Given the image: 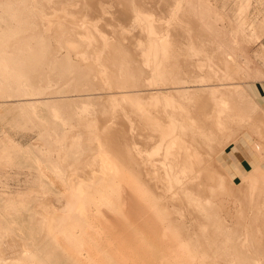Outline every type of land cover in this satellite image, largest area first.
Instances as JSON below:
<instances>
[{
    "label": "rangeland",
    "instance_id": "rangeland-1",
    "mask_svg": "<svg viewBox=\"0 0 264 264\" xmlns=\"http://www.w3.org/2000/svg\"><path fill=\"white\" fill-rule=\"evenodd\" d=\"M3 1H1V4H0V41L2 39L3 40L5 39V40L3 44L0 42L1 43L0 48L4 47L5 50L4 48L3 50L6 53H4L3 50L0 51V73L3 70L1 67L4 66L3 68L6 69L7 73L5 70H4L5 72L4 71L2 72L8 76L6 77L3 73L0 74V78L3 77L2 78L3 80L2 79L0 80L1 82L0 83V93L2 92L4 94V95L2 93L0 94V199L3 202L2 203L3 207L0 212H2L3 215L5 216L10 217L9 216L10 214H8L9 212L7 213V211L9 210V208H12L11 209L12 211L10 210L9 211L11 214L13 213L12 215L14 216L20 215L21 213H23V216L27 217L26 219L28 222L30 221L31 217H35L36 219L42 222L41 218L43 216H40V214L42 215L44 213L42 211H45L46 206H47V209H48V206L53 207V205L55 206L56 209H60L62 208L60 205L64 204L63 205L64 207L65 203L67 204V201L65 200L66 197H67V200L69 199L67 196L68 195L67 192L69 191V190L67 191L68 179L73 177L72 175L76 174V176H78L79 174L83 178V180L89 181L92 176L91 171L93 170V168L95 169V167L97 166V163H95L96 166L94 167L95 165L94 162L97 160L96 158H98L97 161H99V155L97 153L94 154L92 152L96 151L94 149L98 142L96 140H100V138L97 137L95 134L97 135L99 134L98 136H100L99 131L100 129L103 130L102 127H105V126L110 127L111 126L110 124H112L111 127H113V125L114 126L117 125L114 128L110 127V130L111 129L116 130V139L115 141L112 140V143L113 144L116 143V140L122 136H125V137H122L121 139H119V141H117L116 143L117 146H115L116 144L113 145L115 148L114 147H112L113 149L111 148L113 152H110L107 155V159L110 161H113L114 163L119 164L125 169L127 176H130L133 184L135 185L133 186V188L135 189V192L137 194L142 195V197H144L145 201L147 202L148 206L151 205V207L154 208L155 212H157L158 217L162 221L163 228L165 229L167 234L176 239L177 245L178 244L181 245L183 249V254H184V257H183L184 264H235V263L240 264L238 262H242L241 261L242 259H239L241 258L240 256L241 254H238L234 257L226 253L228 251H231L229 250L230 248L227 249V247L230 246V243L233 241L231 244L234 245L235 242L237 244L238 243L237 241L239 240L240 241L247 240L248 244H251V246L255 247L254 240L257 234L261 235V236L257 235L259 237V238L257 237L258 238L257 240H264L263 239L264 238V197L262 196L264 191L261 189V187L264 188V171L260 166L262 161L264 160V144H263L264 143L263 141L264 132H261L262 138L257 137V139H256L257 135L255 133L257 132L255 131L256 129L259 130L260 129L259 127L263 126L261 123H264V116L262 113H260L256 109L254 102L248 96V94L245 92V89H244V84H246L248 80H250L251 78L255 77V75L258 74L259 66H260L259 63L264 61V49H263L264 45H262L263 44L262 41L264 42V0H180L181 2L180 6L175 11V13L174 12L172 13L163 12L162 14L164 15V17H162L163 15H160L161 12L160 13L158 12L159 14H157L155 13V10H154L153 11L155 13L154 14L152 11L151 13L150 10L147 12L145 11L147 9H143V11L147 13L150 12L152 14L153 22H155L156 24L157 22L166 23L165 27L162 26L163 24L162 25L157 24V27L153 30V34L150 35V37L152 38V41L156 40V42H159L158 37L164 36L166 33L168 34V36L165 35L163 37L164 39L165 38L167 39L168 37V39H171L170 43H173L174 41H177V42H174L176 44V47L174 46L175 45L174 43L172 44V46L174 47L171 46V49H174V50H171L172 53L169 58L165 57L162 59V58H159L160 55H157V54H156L157 56L155 55L154 57H152L154 55L153 53V55L151 56L149 55L150 58H148L150 62L153 63V65L151 64L150 66V65L143 64L145 65L144 67L148 66L149 68L146 67L147 69H145L144 67H142V69L144 68L145 70L148 71V69H151L150 67L153 68L154 66H156V64H158L159 61H160V64L161 63L163 64L166 61L165 64L163 65L161 64L158 67H156L157 69H160V66L162 67L164 65L166 66V67L164 66L165 68L163 67V69L160 70L161 79L162 77L167 78V76L169 75L168 72L166 71L168 65L169 66L171 65V67L175 66V68H178V69L182 68V70L180 69L182 71V74L185 73L184 70L186 69L193 68L197 70L199 68L198 69L199 71L194 70L195 73L193 71V75H196V72L202 73V71H200L201 67H204L203 69L206 68V65H207L206 60H208L207 56L208 54H210L209 56L210 63L220 65V67L224 69V70H221L222 68L219 69L220 74L218 75L220 76V79H223L219 81L220 82L223 81L225 82V84L227 83L228 87H232L229 89H232L233 93L225 92L224 94L225 95L224 97L226 99L231 98V99H228V101H230L231 103L230 107H232V103H234L233 105L236 107V109L234 108V106H233V109H235V111H237L238 109L244 112L248 109L246 111L247 115L251 114V116H253L254 114L256 117L257 116L259 117L258 119H256L257 121L255 120L256 118L255 116H254L255 118L252 117L255 120L254 122L250 116L251 119L250 118L248 119L252 120L253 123H251V121L246 122L245 120L247 129L249 127H252V129L249 128V130H246V125L244 124V118L247 116V115L245 116L246 113H243L244 115L243 119H241L240 121H237V122H240L238 124L236 120H234V123L229 122V121H232L230 119L228 120V122L232 123L233 125L229 127L230 124L228 123L229 124L228 125L226 121V123L222 126L224 127V129L227 126L229 128L227 127L225 130L220 127L221 124L216 125L218 126L219 129L221 128V132L216 127L215 129L216 133H214V137L212 134H210L211 136L210 138L207 137L208 143L207 145H205L204 147L205 149H203L204 151L202 152V150H198L195 153L198 155V157L202 158V156H204L205 158V159L202 158L205 163V165L203 163L205 168H202L201 170H199L200 173L208 172V174H210V177L208 178V174H207L206 175L207 179H204L205 177H202L195 171L194 173L198 174L199 177L197 176L198 178L195 177L193 178V180H191L193 181V185H192V182L190 181L188 183L182 182L185 184V186L184 184L180 183L184 187H181L182 185L179 184L180 185L179 186L178 183L173 182L175 181V179L173 178H175L176 176L173 177L171 180L169 179L170 177L168 175L165 174L166 176H164L162 167H159L157 165L161 164V161L163 160L162 157H164L165 154H170L169 152L165 151L166 141L169 140L170 138V136L166 135V131H165L166 125L176 124L177 127H179L180 125L185 126L187 123L190 122V118L192 115L190 113L185 112L182 104L184 102H189L192 99V97H189L188 95L185 96L184 94H186V92H179L177 95L173 96L172 98H168L165 100H161L163 98L159 97L160 104L159 102H157L156 107L155 106L153 107V105L150 104L149 100L147 99L148 93L150 92L153 93V90L151 91L149 90L153 86L149 87L148 89L147 84L151 83L150 85H152V82H151L152 80H150L149 78L150 77L149 73H151V71L154 72V70L156 69L154 67L155 69L154 68L153 70L151 69L149 73H144L145 75L142 74L141 77H140L141 74L137 76L136 74L132 73L133 75H136L135 79L132 76V79L134 80L133 84L135 82L134 86H136V82H138L139 80L138 77L142 79V77L144 76H146L147 79L149 78L148 81L146 82L145 77H144L143 79L145 80L146 84L145 83L142 84L141 82L144 80L140 79L138 82V85L141 83L142 86L144 84L146 86L144 85L143 87H138V89L136 86V88L134 87L133 89H131L134 91V93L137 96L130 95L129 96L130 98H125L123 100L120 99L119 100L120 103L119 102L118 104L116 103L117 106L115 105V103L113 104L111 102H109L110 104L109 103L107 104V102L109 101L108 99H106L107 100L106 102L102 100L103 98H100V97L98 98L97 95L99 96L100 92L104 91V89L98 88L100 90L99 91L95 87V85L92 86L93 88H90L91 86L85 87L86 89L96 88L94 92L93 90H91V92L93 94L97 93V95L96 94L92 95L91 99H88V100H86L85 98L80 99V98H75L74 96H70V97H67V100L69 99V101H66V99H64L60 101V103L58 102L59 104L58 103L56 104L54 102V101H57L56 99L50 101V103L47 102L49 100H46V99H38V101H40L38 103H36L37 99L35 100L36 102L32 101L33 100L32 98H27V97H30L28 94H22L21 90L18 91L19 83H21L23 80H27V77H28L27 75L30 73L25 74L26 76L25 78L24 72H22L23 73L22 74L19 72L20 70L18 71V69H16L18 68L21 62H24L20 60H24V59L21 54H20L21 56H19L20 60H18V56L16 57L12 56L14 54L11 53V49L13 50L14 47L8 44V42H10L8 40L13 38L12 34H14V31L16 32L17 30L15 29L16 27L19 28L20 26H22L23 28V26L25 27V25H27L23 29H21V27L20 29H18V31L19 30L23 31L22 35L21 33L20 34L16 33L17 35L19 34L21 36L25 34L26 28H28V25L30 26V24H27L28 21H30L28 19L29 17L27 18L26 16L28 12L26 14H25L26 12L25 10H23L24 13L22 12L23 19H25L24 18L25 16H26V20L28 19L27 23L23 25L24 21L19 18V17H22L20 16L22 13H19L20 11H22L21 7L20 8L18 7L14 10H9L8 8L4 6L5 1H8V0H3ZM16 1L18 2L19 0H16ZM69 1L73 5L72 4H70L72 6L69 5L70 9L67 11L68 16L71 12H73L71 13L72 16L75 15L74 11L78 12L79 14L80 13L79 10L82 9L81 6H84L85 9L88 8L87 10L91 9L94 15L91 14V12L86 11L85 9H83L84 11L81 10V13H80L81 15L85 12L84 13L85 16L81 15L82 16L81 17L80 15H77V13L76 15L80 16L81 19L84 21L87 20V19H84V17L88 18L87 21H90L88 25L91 24V22H93V19H97V21H94L95 23L97 22V24L93 22L94 24L92 23L91 29H93V31L95 28H97V30L99 29L98 30L99 32L97 30L96 32H98L100 36L102 35L101 37L109 38L110 40H112V42H116V43L121 35L124 39L123 41L128 40V38L129 40L132 38L131 40L134 41L133 39L134 37L136 39V36L134 34L135 33L134 29H132L130 25L126 24L130 28L129 29L122 21L118 20V18L120 17L118 18L115 17L116 13H117V16L119 13H122V9L125 10L127 8H131L132 4H129L128 2L131 1L130 3H132V0H125L124 2L122 0H118L123 3H120L117 0L116 1L115 0H99L98 2L100 3L101 1V5L104 3V1L105 2L107 1V4L108 2H110V4L114 2V4L116 5L118 4L119 9L118 8L115 9L116 5L114 7V4L113 6L111 5L112 7H109L105 3L104 4L107 5L108 8L105 5L103 6L104 8L106 7L105 9L103 7L101 8V5H97L98 0L97 1L96 0H87V1L86 0H69ZM137 1L138 0H136V2ZM24 2L25 1L22 0L20 3L24 4ZM94 2H96V4ZM125 2L129 4V7H127V5L125 4L126 7L124 8ZM134 2L135 0H133V3ZM119 3L123 5L121 10H120L121 5ZM74 4L75 5L77 4L76 7ZM107 9L111 10L110 12L111 18H109ZM17 10L19 12H16ZM117 10H120V11L116 12ZM14 12L16 16L20 14L19 17L18 18L16 17V18L19 21L20 20L23 21L22 22L23 24L20 22V25L19 24L17 25L16 23L14 25V21H13V18H15L13 17L15 16L13 15ZM167 13L168 14L170 13V16L168 17L169 20L165 18ZM95 14L98 15L100 19L96 18ZM171 14L175 17V19L172 18ZM76 15L73 16V18L71 17L72 19L70 18L71 15L69 16L70 20L73 21L74 25L78 23L86 24L87 21L80 22V17H77ZM94 16L95 18H92L91 20L90 17H94ZM102 16H104V19L107 20V24L106 22L104 24L105 20L103 21ZM163 19H166L168 22L167 21L164 22L165 20ZM8 20H10L9 21L10 24L8 23ZM18 20H17V23L19 22ZM74 20L76 21L75 23H74ZM100 20H101V23H99ZM117 21H119L118 22L119 25L116 24ZM193 21L194 23L192 25ZM3 24L5 27L3 26ZM168 24H171V25H168ZM94 25H95V28H93ZM90 26H87V24L85 26L87 27V30L89 32L92 31L89 29ZM31 28H34V26L32 25ZM31 28L27 29L28 32L26 31L30 37H32L33 34L35 33V32L34 33L32 32L33 29L31 30ZM200 29L201 31H199ZM222 29L226 30V34L224 36H223L224 34L223 31L225 30H222ZM29 30H31L32 33L31 32L30 33L32 34V36L30 35ZM127 31H129L128 34L126 33L127 37L123 36L124 33L122 32H127ZM92 32H90V34H92V38L94 39L90 43H80L81 53H83L86 59L89 60L88 62L92 61V63H94L95 61L96 63L94 64V66L96 64L100 66L99 61H101V57H102L101 54H111L112 57L110 59L113 58L114 62L117 65H115L114 67L109 65V67L113 68L111 70L112 73H116L118 75L120 74L121 77L125 76V74L122 73L124 70L125 71L130 70V69L132 70V68L130 67L135 68V67H138L140 64L142 66L143 62H141V59L143 58L142 57L140 58V56L137 58L138 60H140L139 62L141 63L139 64L137 63L138 65L136 64L137 66H135V63L137 62V60L136 61L134 60L135 63H133L134 61L132 62L133 59L130 58V55H129V58H126V56L124 57L113 56L114 52L106 53L105 51L106 48L102 47L100 41L99 43H97L99 39H96V35L98 34H95L96 32H94L93 34ZM27 33H26V37L28 38L29 36L27 35ZM129 33L131 35L133 34V37L129 35ZM233 34L237 35V38H235L236 36ZM197 35H199L200 37ZM21 36H17L15 37L16 39L13 38L11 40L12 41L14 39L18 40V37H21ZM100 36L98 35L97 38L98 37L101 38ZM7 37H11V38H8L7 40ZM122 37L119 39V42L121 41ZM21 39L19 40L21 41ZM172 39H173V42H171ZM6 40L8 42H5ZM33 40L35 43L36 42L35 37L34 39L30 40V42L28 43L34 46V44H32L33 42L31 43V41ZM12 41L10 44L12 45L14 43L13 46H15V44H17L16 43L17 41H13V43ZM123 41L120 42L121 45L122 44L126 45L127 43L126 46L130 47V45L132 44L130 41H129L130 43L126 41L123 43ZM24 42H22L21 45L23 46V48L25 47L27 49V46L26 45L24 46L23 44ZM5 43L9 45L8 47H12V48L2 46V45H5ZM52 43H55V41L53 42V40H51L49 41L50 45L48 43L47 44L49 45V47L52 48L56 44L55 43L53 45ZM145 44H147V42H143V43L140 42L138 45L133 43L132 46L134 45V48H136L137 50L136 49L128 50L129 48H125V46H122V48L123 47L124 48L122 49L121 53L124 52L123 55H125L126 52L132 51V54H134V57L137 55L142 56L143 54H139V53L140 52L143 53V52L140 51L139 49H143V51L146 52V49L148 48L147 45H146V49L141 48L142 46L145 47ZM21 45L17 44L19 49ZM156 47L159 48L158 45L155 46V48H153V50H155L154 52H158V49H156ZM23 48H21V50ZM9 50L11 54L9 53ZM14 50L16 52L17 48L15 47ZM34 50L35 49L33 48V51ZM133 50L135 51L133 52ZM195 50H197L199 53ZM136 51H138L139 53L138 52L136 53ZM24 52L22 54H25ZM16 53H18V51ZM1 54L4 57L3 56L1 57ZM10 55L16 58L18 62L19 61L20 62L19 63L17 62L18 64L14 63L16 62V60L13 61L12 58L10 60ZM198 57L199 59L197 60ZM201 59L202 61L205 59V62L203 61L205 63L204 66L200 65ZM76 61L77 59L72 58L71 62L73 63H71V65L74 64ZM80 61L81 60H79L78 62L82 63L84 60H82V62ZM97 61L99 63H97ZM193 62L194 64L196 62L197 63L199 62L200 63V64L198 63L199 67H194L197 63L192 66ZM12 63L18 66H14V64ZM119 63H122L123 65L119 66ZM182 63L183 64L187 63L188 65L184 64V67H183V65L181 66ZM71 65H68V68H70L69 66ZM99 66H96L94 68L97 69V67ZM186 66L187 68H185ZM45 67L46 66H43L42 71L47 72L49 76L51 71L49 72V69L45 71V69H47ZM60 67L61 66L58 67V70H59L58 75H62V73L65 74V72L67 73L69 72L68 75L70 74V76L73 75V73L72 75L70 73L72 70L69 71L70 69H68L66 66H65V68H67L66 70L62 68L64 66L61 67L62 69ZM171 67H168V68H171ZM183 68L185 69L183 70ZM32 69H33L32 73L35 74L36 71L34 70V68ZM56 69L57 67L55 68V70ZM60 69L62 70L61 74H60V71H61ZM58 70L56 71L58 72ZM162 70L164 71V74L167 72L164 75L165 77L163 76ZM221 71L222 73L226 71L225 72L226 75H224L223 73L224 77L226 76V78H224L223 75H221L222 74ZM11 72L14 75L13 78L15 79L11 78L12 77V75H10ZM53 72L54 74L56 73L54 77L55 76L57 77V72L55 71ZM103 73L105 74V71ZM2 74L3 76H1ZM42 74L43 73L41 72V75ZM47 74L45 76H47ZM154 74H158V73L154 72ZM154 74L152 76H154ZM127 75L128 74H126V76ZM196 76H203V74H199ZM43 77L44 76L42 75V78ZM129 77L131 78V76L128 75L127 79H129L128 82L130 83L131 81ZM155 77L156 78L158 77V82H160V84L161 83L165 84L164 83L165 80L164 82H161V79H159L158 75ZM8 78L9 79L11 78V79L8 81ZM49 78H52V77H49ZM196 78L199 79L200 77H195L193 79L198 80ZM4 79L6 80V83H4L5 82ZM213 79L217 81L216 78H213ZM14 80H15V83H14ZM219 81L218 83L215 82V84H218L216 85V87L221 86L220 89L217 87L219 91H221V89H224V88L228 89L224 83L223 84L225 87L222 88L223 84L219 83ZM204 82L205 81L202 82L199 80L194 82V84L196 85V86L194 85L195 87H193L194 93L197 90H198L197 92L199 93L202 92V91H199V88L200 90H202L199 84H203ZM8 83L9 84L13 83V84H11L10 86L8 85ZM95 83H97V81ZM1 84H2V87H1ZM14 84L15 86H13ZM54 84H52V86H54ZM97 84L100 85L101 82L100 84L99 83ZM55 85L57 86V84ZM80 85L81 86L79 87L81 88L82 84ZM98 85L96 86L98 87ZM130 85H132V83H130ZM8 86H9V89H8ZM76 86L77 85H75V82L73 80H68V84H66L65 88L66 90H68V88H73L72 90H74ZM234 86L235 87L237 86L238 89L237 87L235 88ZM14 87L18 89L15 91H18L21 93L17 94V92H13L12 90L16 89ZM144 87L147 89H145ZM5 88L8 90V93H6ZM204 89L207 90L205 87ZM204 89L202 93L203 94L206 93V95L209 96V99L213 98V96L212 98L210 96L212 93H214L215 97L221 94L219 93V91L218 92L214 91L209 94L210 91L207 90L205 92ZM233 89L237 91H234ZM97 90L98 92H96ZM143 90L144 91L148 90L149 92L145 91L146 94H144L145 92H143ZM163 91H164L163 94L166 96V91L165 90ZM5 94L6 95L8 94V95L5 96ZM12 94L16 96V99L14 98L15 96H13ZM19 94H22V95H19ZM68 94L71 95L73 93L70 92ZM228 94H230L231 96ZM164 95L162 96L164 97ZM8 96L10 98H13L12 99L13 101H11L10 99V102L12 104L10 102L8 103V100H9L8 98L7 99L5 98ZM17 96L19 97L23 96L26 99L17 98ZM215 97L212 99V101L213 100L217 101L221 96L218 99H216L217 97L216 98ZM226 99H225V102H226ZM236 99L237 101H234ZM19 100L24 103H21ZM30 100L32 102H35L34 107H32L33 103L31 104ZM239 102L242 104H240ZM235 103L236 104L239 103V106L242 105L240 107H243V109L241 110V108L240 109L239 107L237 108L238 105H236ZM29 105L31 106V109H29L30 108ZM112 106L115 109L112 108ZM109 107L112 108V110L109 109ZM151 107L153 108V112H151L150 110L152 109ZM105 108L107 109V111H105L106 110ZM141 108H144L143 110L144 111L147 110L148 112L144 114L143 112L140 111ZM70 110L71 112H69ZM235 111L233 112L237 113ZM30 112L34 114H31ZM103 112L105 113V115H107V112H108V115L106 117L104 116V118H106L105 120L103 117L101 118L104 121H100L101 119L99 118L100 119L99 120L98 117L103 116L102 115ZM70 113L71 115L69 116ZM73 113L76 114L77 116L79 114L80 115L79 117H77ZM109 114H111V116ZM33 115H35V118ZM143 115H148L151 118L152 117L155 118L153 125L154 127L157 128V130L152 132L154 136L152 137V141L150 143L148 142V139L145 138L146 136L145 132L147 131H145L146 128H144L146 127V125L143 122ZM65 116H69V118L67 117L65 118ZM71 116L73 118L75 116V118L73 119ZM92 119L94 120L91 121ZM112 119L114 120V123ZM106 120H109V121L111 120L110 122L112 123L109 124L108 121L106 122ZM259 120H262V121L260 122ZM88 121H91V123ZM168 121L170 124H168ZM170 121L172 122L174 121V122L172 123ZM258 121L261 124L260 126L257 125L259 124ZM73 122H75L76 125ZM101 122H104V123L106 122L108 123V125L106 124L104 126V123L101 124ZM158 122L161 125L160 131H159V128L157 127ZM254 123L257 126L255 125L253 127L252 124ZM226 124L227 126H225ZM40 125L46 127L48 131L47 130L44 131L43 129L45 128L41 127ZM73 125L75 129L77 127L76 130H79L78 132L77 131L74 132L75 129L73 128ZM193 125H195V123ZM96 127H99L98 131ZM90 129L92 131L94 129L98 133H96L95 131L92 132ZM105 129H108V128L105 127ZM263 129L264 128H261L260 130L264 131ZM250 130L251 131L254 130L255 132H250ZM44 132L45 134H48V135H44ZM54 132L55 134L56 133L57 134L55 135ZM219 132L220 133L223 132L222 136L220 135ZM261 133H259V135ZM72 134L78 135L77 138L74 137ZM217 134H219L220 137ZM93 136H95L94 139L97 138L95 141H93L94 140L92 138ZM104 137L106 138V136ZM73 138H76V139L72 140ZM105 138L103 141L104 145L106 141L110 142L109 140H105ZM91 139L92 141H90ZM210 139L212 142H210ZM257 140L259 142V145L257 144ZM261 141L263 143H261ZM92 142L94 143L96 142V144H93ZM133 142L137 143L138 149L136 148V150L138 152H134L136 151L135 149L132 150V148H135V147H132V145L134 146ZM60 143H64L63 146ZM91 143L94 146H92ZM222 144L223 146H221ZM107 146H108V143L107 145H105V147ZM59 148H61V150H59ZM92 149L94 151H92ZM206 149L209 151L208 153ZM152 151H154L155 154L153 155L152 158H150L149 157L150 155L148 153ZM256 156H258L259 158L258 160H260L258 161L259 162L258 165H256V158H257ZM170 159H173V158H170ZM197 159H198L197 157L192 156V159L190 161L195 162ZM203 160L201 161L203 162ZM196 162H199V161H196ZM178 164H180V160L175 159V167H174L175 171H178L179 169ZM254 169L256 170V173H258L259 175V179L257 180H260V183H259L261 185L259 187L260 189L258 188V185H259L257 183L258 181L256 182L257 186H254L255 188L253 187L254 184L248 185L247 183L248 181L247 176L249 174H254L255 173ZM180 171L176 173H179ZM41 172L44 173V176H43V173L41 174ZM185 172L187 173L186 170ZM189 172L193 173V171H189ZM66 174H68L70 177H68V175L66 176ZM63 175L65 176L62 177ZM194 176L196 175L194 174ZM65 177H67V180ZM165 177H167L166 182H165L166 180ZM61 178L62 179L65 178V181L64 179L62 181L66 183L65 186H67V188L63 185L65 183L60 182ZM182 179H183L182 177L179 178V181L180 180L182 181ZM194 179H198V180L194 181ZM169 180L170 182L168 184ZM209 180L211 182H209ZM41 182L42 184H40ZM194 182H195V186H194ZM173 183H175L174 184L175 186L172 185ZM190 183L192 186H190ZM186 185H188L189 188ZM62 186L65 187V190ZM15 187H17L16 190H19L20 192L18 191L16 193H11L10 191L15 190ZM255 189L256 190L258 189V192L259 190L260 191L262 190L263 193L262 191L258 193ZM43 190L45 191L42 192ZM61 199L66 202L65 203H63V201L61 202ZM54 202L55 204H53ZM59 202H60V205L58 204ZM36 205L38 206L37 208H36ZM7 207L8 209H6ZM53 210H54V207H53ZM34 212L38 214H34ZM13 225L14 224H12V226ZM256 231H259V232L256 234ZM0 233L4 234L2 236L0 235V243H1L0 250L2 252V255H4L6 254L4 251L7 250L6 252L9 253V250L12 247V246H9L10 244L11 245L13 244V241L11 238H13L14 244H15L16 240L14 239V237L18 238L20 234H18V236H15L14 231H11V233H9V232H6L5 230H2V232L0 231ZM10 241L11 243L8 244ZM18 242L19 244L20 243L24 244L23 246L25 247L28 245L27 249L28 247H31L32 245L31 243H33L31 239L19 240ZM4 245H6L5 246L6 249L2 250L4 248ZM29 249L28 250L31 251V248ZM261 257L263 258L264 255H262ZM0 258L1 259L3 258L4 261L5 259H9V258H6L5 255L3 257L1 256ZM4 261H1L0 263ZM263 261H264V258H263Z\"/></svg>",
    "mask_w": 264,
    "mask_h": 264
},
{
    "label": "bare ground",
    "instance_id": "bare-ground-1",
    "mask_svg": "<svg viewBox=\"0 0 264 264\" xmlns=\"http://www.w3.org/2000/svg\"><path fill=\"white\" fill-rule=\"evenodd\" d=\"M1 1H3V0H1ZM1 1H0V4H1ZM11 1H9V0L8 1H5L4 6L6 8H8L9 10H14V9H16L18 7L19 8L21 7L22 11L19 12L18 11L19 9H18L16 12H19V13H22L23 12L24 13L23 10H25L26 11L25 14L28 12L27 14H29V15L26 14V16H27V18L29 17L28 19L30 20V21H28V19L26 20V16L24 17L25 19H23V16H22L23 13L21 15L19 14L22 17H19L18 14H17L18 16H16L15 12L13 14L15 16L12 15L13 17H15V18H13L14 25H15V23L17 25L18 24L20 25V22L22 23L23 21H24L23 22L24 24L22 23L23 25H25V23H27V21H28L27 24H30V26L28 25V28H26V30L24 29L25 30V34L23 36H21L23 34L22 33L23 31L22 30H19L18 31V29H20V27H21V29H23L27 25H25V27L23 26V28H22V26H20L19 28L15 26L16 27L15 29H17L16 32L14 31L15 36H14V34H12L13 35V38H15L17 36H21V37H18V40H15L16 39L15 38L13 41H17L16 43L17 44H20V45L22 44V42L25 41L23 44H24V46L25 45L27 46V49L25 47H24L25 48L24 49L22 45H21L22 47L20 46V49L18 48L17 44H15V46H13L14 43L11 40L13 38H11V37H7V40H8V38H11L10 40H8L10 42H8L7 40L5 41V42H8V44L10 46H12L14 48L15 47L17 48L18 53H16L17 51L15 52L14 48H13V50L11 49V53L14 54L12 56H15V57L18 56V60H20L19 59V56L22 55V57L24 59V60H20V61H24V62H21L20 65H19L20 67H19L18 65H15L14 63L18 64L20 61L18 62L16 58H14V57H12L10 55V60H11V58H12L13 61L16 60V62H14L12 64H14V66H18V68H16V69H18V71L20 70L19 71L20 73L24 72V76H25V74L30 73V74L27 75L28 76L27 77V80H23L22 82L19 80L21 82V83L18 82L19 83V87L18 86L17 87H18L19 90L16 87H14L16 89L13 88L14 89V90H12L13 92H17V94L18 93H21V92H22V94H28L30 97H27V98H32L33 99L32 101H35L37 99V102L35 101L36 103L40 102V101H38V99H46V100H49V101H47L49 103H50V101L56 99L57 101H54V102L57 104L58 102L60 103V101H62L64 99H66V101H69V99L67 100V97H70V96H74L75 98H80V99L85 98L86 100L91 99V96L92 95H95V94L97 95V93L93 94L91 92V90H93V92H94V90L96 88L97 89L99 88V89H104V91L101 90L102 92H100L99 96L97 95V97L98 98L99 97L100 98H103L102 100H104L106 102H107L106 99H108L109 101L107 102V104L109 102H111L113 104L115 103V105L117 106L118 102L120 103V101H119L120 99L123 100L125 98H130L129 97L130 95L137 96L134 93V91L131 90V89H133L134 87L136 88V86H137V89H138V87H143L146 84V82L148 81V79L150 78V80H152L151 81L152 82V85H150L151 83L150 84H147V85H148V89H149V87H152L153 86L152 88L149 89L150 91L153 90V93H151V92L148 93L147 99L149 100V103L153 105V107L154 106L156 107L157 102H159V97L160 98L161 97L163 98L161 100H165V99H168V98H172L173 96L177 95L179 92H186V94H184V95L185 96L188 95L189 97H192V99L189 102H184L182 105H183V108H184L185 112L190 113L192 115L191 118H190V122L187 123L185 126L184 125H180L179 127H177L176 124L166 125V127H165L166 135L167 136H170V138H169V140L166 141V149H165V151L169 152L170 154H165L164 157H162L163 160L161 161V164H159L157 166L162 167V170L164 172V176L168 175L170 177L169 178L170 180L173 177L176 176L175 178H173V179H175V181H173V180L172 181L178 183V185L180 183H182V182L188 183L189 181L192 182V185H193V181H191V180H193V178H195L197 176L199 177V175H201L202 177H205L204 179H207V176L206 175L208 174V172H206V173L205 172L200 173V171H199L202 168H205V166H204L205 163H204V160H203L205 158H204V156H202V158H203L202 159L201 157H198V155L195 154V153L198 150H202V152L204 151L203 149H205L204 147L208 143L207 142V137L210 138L211 137L210 134H212L213 137H214V133H216L215 132V129H216V127L218 128V126H216V125H218V124L220 125L221 124L220 127L222 129H224V127L222 125H224L226 123V121H227V124L229 122L234 123V120H236V122L237 121H240L241 119L244 118L243 113H246V111L248 109L245 108L247 110L244 111V112L243 111H240L238 109H237V111H235L236 107L233 105L234 103H232V107H230L231 106L230 105L231 103H230V101H228V99H231V98L226 99L224 97L225 96L224 94H225V92L226 93H228V92L231 93L232 92V89H229V88H232V87H228L227 83L225 84V82H223V81L220 82L219 81V80H223V79H220V76L218 75V74H220L219 73V71H220L219 69H221L222 67H220V65H217V64H214V63H210V60H209L210 54H208V56H207L208 60H206V63H207L206 68L203 69L204 67H201L200 66L201 67L200 71H202V73L196 72V75L203 74V76L193 75V71L194 70L197 71L199 68L197 70L196 69H193V68H189V69H186L187 70L186 71V70H184L185 68H187V66H186L185 68H183V70H184L185 73L182 74V71H181L182 68H180L181 69L180 70L178 68H175V66H172L171 67V65L170 66L168 65V67H171L172 69L167 67L166 71L168 72L169 75L168 74H167L168 76L166 75L167 78H163L162 77V79H163V81H162V79L160 78V74H161L160 73V70L163 69V67L165 65L163 67L160 66V69H157L156 68V67H158L159 65L162 64V63L160 64V61H159L158 64H156V66H154L157 70L153 67L155 69L154 72L155 73H158V74H154V72H152V71H151V73H149L151 69L153 70L152 67H150L151 69H148V71L145 70V69H147L146 67H148V66L144 67L145 65H150V66H151V64L153 65V63L150 62V60L148 59V58H150L149 55L151 56L154 53V55L152 57H154L157 54V55H160L159 58H162V59L165 58V57L169 58L170 55H171V53H172L171 50H174V49H171V46H172V44L174 42H177V41H174L173 42V39H172L171 42H173V43H170V40L171 39H168V37H167L168 34H166V33H165V35H167L166 37H167L168 40L166 38L165 39L163 38L165 36L164 35V36L158 37L159 42H156V40H153L152 41V38L150 37V35L153 34V30L157 27V24L158 25L159 24L160 25L163 24L162 26L165 27L166 23H163V22H159L158 23L157 22V24H156L155 22H153L152 14L151 13L154 10H155V13H157V14H159L161 12L160 15H163L162 14L163 12H165V13L166 12H170V13L174 12L175 13V11L180 6V3H181L180 0H138L137 2L135 0L134 3H133V0H132V3H130L131 1L128 2L129 4H132V7L131 8H127L125 10L122 9V13H119L118 16H117V13H116V16L115 17H117V18L120 17V18H118V20L122 21L125 25L126 24L130 25L131 28L134 29V32H135L134 34L136 36V39L134 37L133 38L134 41H133V40H131L132 38L130 40L128 38V40H125L126 42H129L130 41L132 44L135 43L136 45H138L140 42H142V43L143 42H147V44H145V47L144 46L141 47V48L146 49V45H147L148 48L146 49V52H144L143 49H139L143 53H141V52L139 53L138 51H136V53L138 52L139 54H143L144 56L143 55L142 56L141 55H137L135 57H134V54H132V51L126 52L128 54L125 53V55H123L124 52L121 53L122 49L124 48V47L122 48V46H125V48H129L128 50H130V49L131 50L132 49H136V48H134V45L132 46V44L130 45L131 48L128 47V46H126L127 43H126V45H123V44L121 45L120 42H122L124 40L123 37H122V35L120 36V38L122 37L121 41L119 42V39H120L119 38L118 41H117V43H116V42H112V40H110L109 38L101 37L102 35L100 36V34H98V32H99L98 30L99 29L97 30V28H95V25L93 26V28H95L94 31H93V29H91L92 23L94 21H97V19H93V22H91V24H89V25H88V23H90V21H87L88 18L84 17V19H87V20H85V21L82 20L81 19V17H82L81 15L85 16L84 15L85 12L84 13L82 12L83 14H81V15H80V13H81V10L84 11L83 10V9H85L84 6H81L82 9L79 10L80 11L79 14H78V12H75L74 11V14L75 15L77 13V15H80L81 16L80 17V16H77L76 15L77 17H80V22L81 21L82 22H86L87 21L86 22L87 26H90L91 25L90 28L89 27L88 28L90 30H92L93 32L92 31H90V32H92L94 34V32H96V30L98 31L95 34H98L101 38H99V37L97 38L98 35H96V39H99L97 41V43H99V41H100L102 47L103 48H106V50H105L106 53L114 52V55L113 56H121V57L126 56V58H129V55H130V58L133 59L132 62L134 60L135 61L137 60L136 63H135V61L133 62V63H135V66H137L139 63L143 62L142 63V66H141V64L139 65L140 67L138 66L139 68L138 67H135V68L134 67H130V68H132V70L130 69L131 71L130 70H126V71L124 70L122 72L123 74H125V76H126V74H128L129 76H131V78L130 77L129 78H130V81H131L130 83H132V85H130V83L128 82L129 81V79H127L128 78V75L126 77L124 76L125 77L124 78V77H121L120 74L118 75L116 73H112L111 70L113 68H110L109 65L112 66V67H114L117 64L114 62L113 58L110 59L112 57L111 54H101L102 55L101 61L98 60L100 62V66L97 65V64L94 66V64L96 62L94 61V63H92V61H90L92 63L91 64L90 62H88L89 60L86 59V57L84 56V54L81 53V50H80L81 44L80 43H90L94 38H92V34H90V32L87 30V27H85L86 26L85 23H81V24L78 23L80 25H78V24H75L74 25L73 24V21L70 20V18L71 17L73 18V16H75V15L72 16L71 13H73V12H71V13L69 12L70 13L69 16L70 15L71 16H70V18L68 16V12L67 11L70 9L69 5L72 4V3H70L69 0H23V1H25L24 4L20 3L22 0H19L20 2L19 1L17 2L16 0L15 1L13 0L12 3H11ZM45 1H47V2H45ZM122 1L124 2L125 0H122ZM98 2H99V0L97 1V3ZM118 2H120V1H118ZM123 2H120V3H123ZM94 3L96 4V2H94ZM102 3H103V1H102ZM104 3L107 4V1L106 2L104 1ZM104 3L101 5V1H100V3H98L97 5H101V8H102L105 5ZM128 3H126V2L124 3V8L126 7L125 4L127 5V7H129V4ZM113 4H114V2L111 3V4H110V2H108L107 5L109 7H112ZM72 5H70V6H72ZM76 5H75V7H76ZM107 5H105V6H107ZM115 5L116 4H114V7H115ZM108 6H107V8H108ZM122 7H123V5H121L120 10H121ZM86 8H87V6H86ZM117 8H118V4L116 5V8L115 9H117ZM87 9H85V10L88 11V12H91V14L94 15V13H92L91 9L90 10H87ZM143 9H147V10H145L147 12L149 10H150V12L151 11L152 12L151 13L149 12L150 13L149 14V13L143 11ZM107 10H105V11H107V13L109 14V18H111V16H110L111 15L110 14L111 10L110 9H107ZM120 10H117L116 12H119ZM126 11H128V12H126ZM170 13L169 14L167 13L168 16L166 14V17H165L168 20H169L168 17L170 16ZM114 15H115V13H114ZM160 15H159V17H160ZM16 17L17 18L19 17L23 21H21V20L19 21ZM102 17H103L102 19L104 21L105 20L104 19V16H102ZM162 17H164V15ZM92 18H95V16L94 17H90L91 20H92ZM96 18H99L98 15H96ZM172 18L175 19V17L173 15H172ZM16 19L19 21L18 23H17V20ZM15 20H16V22H15ZM163 20H165L164 22L167 21L166 19H163ZM9 21L10 20H8V23H9ZM173 21H171V22H173ZM75 22L76 21L74 20V23ZM105 22L107 24V20L104 21V24H105ZM118 22L119 21H117L116 24H118ZM99 23H101V20L99 21ZM193 23H194V21L192 22V25H193ZM6 24H7V22H6ZM84 24H85V26H84ZM95 24H97V22ZM171 24H173V23H171ZM171 24H168V25H171ZM14 25H13V27H14ZM32 25L34 26V28H31ZM3 26H4V24H3ZM29 28H31V30L33 29L32 30L33 33L35 32L33 34V36L35 35L34 37H35L36 42L34 43V40L31 41V43L33 42L32 44H34V46L31 45L30 43H28V42H30V40L34 39V37L31 34L32 33L31 30H29V33L31 32L30 35L33 38L30 37L29 34L27 33L28 32L27 29H29ZM225 29H222V30H225ZM219 30H221V29H219ZM199 31H201V29ZM128 32L129 31L122 32V33H124L123 36H126V33L128 34ZM223 32H224V34L223 33L222 34L224 36L226 34V30L223 31ZM16 33H19V34L21 33V35H19V34L17 35ZM26 33L29 36L28 38H30V39H28L26 37ZM130 33H132V32H130ZM130 33H129V35H131ZM235 34H233V35H235ZM131 36L133 37V34ZM197 36H199V35H197ZM235 36H236L235 38H237V35H235ZM26 38L28 39V41H27ZM19 39H21V41ZM232 39H233V37H232ZM2 40L0 42L3 44L5 39L3 40V42H2ZM51 40H53V42L55 41V43H56V44L55 43H52L53 45L55 44L52 48L49 47V45H50L49 44V41H51ZM11 41L13 43L12 45L10 44ZM125 41H123V43ZM27 43H28V45H27ZM8 44L5 43V45H2V46L8 47L9 46ZM157 45L159 47V48L156 47V49H158V52H154L155 50H153V48H155V46H157ZM174 46L176 47V44ZM174 46H172V47H174ZM0 47H1V45H0ZM12 47H8V48H12ZM48 47L51 48V49H49ZM3 48H0V51L3 50ZM21 48H23L22 49L23 51L21 50ZM33 48L35 49L34 50L35 52L33 51ZM4 50H5V48H4ZM24 50H25V52H24ZM205 50H207V49H205ZM134 51L135 50H133V52ZM195 51H197V50H195ZM23 52L25 54H22ZM4 53H6V52L4 51ZM9 53H10V50H9ZM2 56L3 55L1 54V57ZM139 56H140V58L142 57L144 60L141 59V62H139L140 60H138V58H137ZM199 57L197 58V60L199 59ZM6 58H8V57H6ZM72 58L77 59V61L74 63L75 65L74 64L71 65V63H73V62H71L72 61ZM135 58H137V59H135ZM202 58H203V56H202ZM78 59L81 60L80 62H82V60H84V61L82 63H79L78 62L79 61ZM205 59L203 60L204 62H205ZM129 60H131V59H129ZM98 61H97V63H99ZM200 61H201V64L199 62L198 63L200 65L204 66L205 63L202 61V59ZM64 63H65V65H64ZM165 63H166V61L163 64H165ZM187 63L186 64L184 63V64L185 65H188ZM198 63L196 64L197 65L196 66L194 64V62H193L192 66L195 65L194 67H199ZM67 64L68 65H71L72 68H71V66H69L70 68H68V65ZM129 64H131V63H129ZM143 64H145V65H143ZM184 64L182 63L181 66L183 65V67H184ZM122 65H123L122 63H119V66H122ZM43 66H46L45 68H47V69H45V71H47L48 69H49V72L51 71L50 72V75L52 74L53 71L57 72L56 70H58V67L59 66H61V67L64 66L62 68H64L65 70L67 68L70 69L69 71L72 70L70 73H71V75L73 73V75L72 76H70V74L68 75L69 72L68 73L65 72V74L62 73V75H58L59 74V70H58L57 77L55 76L56 78L54 77V75H56V73L54 74V72L52 74L53 76L52 75L51 76L50 75L48 76L47 72H43L42 71L43 70ZM65 66L67 68H65ZM96 66H99L100 68L99 67H97V69L94 68ZM3 67L4 66L1 67L3 69L2 71H4V70L6 71V69H4ZM56 67H57V69L55 70ZM142 67H144L145 69L143 68L144 69L143 70ZM188 67H190V66H188ZM32 68H34V70L37 72V74L35 72L36 75L34 73H32L33 72V69ZM133 68H134V70H133ZM16 69H15V71H16ZM221 70H224V69L222 68ZM2 71H1V73H3ZM104 71H105V74L103 73ZM195 71H194V73H195ZM41 72L43 73L42 74L44 76L43 78H42ZM61 72H62V70L60 71V74H61ZM225 72H223L224 75H226ZM6 73H7V71H6ZM45 73L47 74V76H45L46 75ZM132 73L136 74L137 76L141 74L140 77L144 73H149V76L150 77L147 76V77H149L147 79L146 76H144L146 82L143 79L144 77H142V79L144 81H142L141 83L142 84L145 83L143 86H142L141 83L139 84L140 86L138 85V82L141 79L140 77H138L139 80H138V82H136V86H134L135 85V82L133 84V81L134 80L132 79V76L135 79L136 78V75H133ZM162 73H163V76L166 74V73L164 74V71L163 70H162ZM221 73H222V71H221ZM223 73L221 75H223ZM3 74L1 76H3ZM8 74H10V73H8ZM66 74H67L68 78H67ZM153 74H154V76H152ZM4 75L6 77L8 76L6 74H4ZM10 75H12V77L11 76L10 77L13 78L14 75L12 74V72H11ZM157 75L159 76V79H161V82H164V80H165V82H164L165 84H162V83L160 84V82H158V77L157 78L155 77ZM224 75H223V77H224ZM5 76H4V78H5ZM69 76H70V78H69ZM73 76H75V77H73ZM194 76L195 77H200L199 79L196 78L199 81H202V82L205 81L203 84H199L198 83L199 86L202 89V90H200V88H199V91H202L203 92V89L205 87L207 90L210 91L209 94L212 93V92H214V91H217L218 92L219 89L221 88L220 85H219L220 87L217 86L219 89H217V87H216V85H218V84H215V82L218 83V81H219V83H222V84L224 83L225 86L229 90L226 89V88H224L225 90L224 89H221V91H219V93H221V94H219V96H216L217 98L214 96V93H212L210 95L211 98L213 96V98L215 97L216 99H218L221 96L217 101H214V100L212 101L213 98L212 99H209V96L206 95V93L205 94H203L202 92L199 93V92H197L198 90L197 91L195 90L196 92L194 93L193 87L196 86L194 84V82L198 81V80H194L193 79V78H195ZM49 77H52V78H49ZM217 77H218V79H217ZM2 78H0V80ZM25 78H26V76H25ZM213 78H216L217 81L214 80ZM224 78H226V76ZM10 79L8 78V81ZM13 79H15V78H13ZM6 80H7V78H6ZM6 80L4 79V81H5L4 83H6ZM68 80H73L75 82V85H77L78 87L77 86H76V88L74 87L75 88L74 90H72L73 88H68V90H66L65 87H66V84H68ZM154 80L157 81L158 83L155 82ZM12 81H10V82H12ZM96 81L99 84L101 82V84L98 85L97 83H95ZM212 82H214V83H212ZM14 83H15V80H14ZM54 83L57 84V86ZM11 84H13V83H11ZM11 84L8 83V85H10V86H11ZM52 84H54V86H52ZM80 84H82V87H81L82 89L79 87V86H81ZM224 84H223L222 88L225 87ZM93 85H95L96 88L95 89H90V88H93L92 87ZM96 85H98V87ZM13 86H15V84ZM1 87H2V84H1ZM85 87H90V88L89 89L88 88L86 89ZM8 89H9V86H8ZM139 89H141V88H139ZM145 89H147V88H145ZM237 89H238V87H237ZM15 90H18V91L21 90V92H18V91H15ZM98 90L96 92H98ZM163 90L166 91V96L163 94V92H164ZM207 90H205V92ZM145 91L147 92L148 90H145ZM145 91L143 90V92H145ZM234 91H237V90H234ZM70 92L73 93V94L69 95L68 93H70ZM146 92L144 94H146ZM6 93H8V90L7 89H6ZM22 94H19V95H22ZM7 95L5 94V96H7ZM100 95H102V96H100ZM103 95H105V96H103ZM162 95H164V97ZM228 95H230V94H228ZM228 95H226V96H228ZM13 96H15V95H13ZM140 96H142V95H140ZM10 97H11V95H10ZM10 97L9 96L8 97H5L6 99L7 98L9 99L8 100V103L10 102V99H11V101H13L12 100L13 98H10ZM14 98L16 99V96ZM17 98H21V99L24 98V99H26L23 96H21V97L17 96ZM225 99H226V102H225ZM19 101H17V102H19ZM32 101L30 103L31 104L33 103V106L32 107H34V103L35 102H32ZM234 101H237V99L234 100ZM228 102H229V104H228ZM21 103H24V102H21ZM239 103L236 104V105H238L237 108L239 107V109L241 108V110H242L243 107H240L242 105L239 106ZM27 104H28V102H27ZM159 104H160V102H159ZM240 104H242V103H240ZM233 106H234L235 109H233ZM112 108H114V107L112 106ZM112 108L109 107V109H111V110H112ZM29 109H31V106H30ZM105 109H103V110H105ZM143 109L144 108H141L140 111L143 112L144 114L146 112H148L147 110L144 111ZM150 110H151V112H153V108L150 109ZM32 111H34V110H32ZM105 111H107V109ZM233 111H235L237 113H234ZM69 112H71V110ZM30 113L31 114H34L32 112H30ZM64 113H66V112H64ZM70 115H71V113L69 114V116ZM74 115L77 116L76 114H74ZM79 115L77 117H79ZM102 115L103 116H99L98 119L99 118L101 119L102 117L104 118V116L106 117L108 115V112H107V115H105L104 112H103ZM109 115L111 116V114H109ZM246 115H247V113L245 114V116ZM33 116L35 118V115H33ZM69 116H65V118L66 117L69 118ZM75 116H74V118H75ZM250 116H251V114L250 115H247L244 118V124L245 125H246V122L247 121H251V123H253L252 120H249L248 119V118H250ZM254 116L255 115L253 114V116H251V118L254 117ZM109 117H108V119H109ZM258 118L259 117L257 116L255 118V120L258 119ZM71 119H69V120H71ZM94 119H92L91 121H93ZM96 119H97V117H96ZM105 119L106 118H104V120ZM230 119L232 121H229L228 122V120H230ZM104 120L101 119L100 121H104ZM245 120H246V122H245ZM255 120L253 119L254 122H255ZM91 121H88V122L91 123ZM107 121H108L109 124L112 123V122H110L111 120L110 121L109 120H106V122ZM154 121H155V118H153V117L151 118L148 115H143V122L146 125V127H144V128H146L145 131H147V132H145L146 133L145 138L148 139V142L149 143L152 141V137L154 136V134L152 132H154L155 130H157V128L154 127V125H153V122ZM259 121L261 122L262 120H259ZM259 121H258L259 124H257V122H256V124L259 125V126L262 124L264 126V123H261L260 124ZM106 122L105 123L104 122H101V124L104 123V126L106 124L108 125V123H106ZM170 122H172V121H170ZM73 123L75 124V122H73ZM113 123H114V120H113ZM194 123H195V125H193ZM232 123H229L230 125L228 124L229 127L231 125H233ZM238 123H240V122H237V124ZM168 124H170L169 121H168ZM227 124L225 126H227ZM256 124L255 123L252 124L253 127ZM37 125H39V124H37ZM110 125L112 126V124H110ZM116 126L113 125V127H111V128H114ZM263 126H260L259 128L260 129L261 128H264ZM41 127H44V126H41ZM90 127H88V128H90ZM105 127L108 128L109 130L108 129H105ZM105 127H102L103 130L105 129L104 131L102 129H100V131H99L100 132V136H98L99 134L98 135L95 134L97 137L100 138V140H96L97 138L94 139L95 136L92 137L94 139L93 141L96 140L98 142H97V144H96V142L95 143L92 142L93 144H96V147L95 148L93 147L96 151L95 152H92V151H94L92 149L91 152L94 153V154L97 153L99 155V161H97L98 158H96L97 159L96 160L97 162L95 161L94 164L97 163V166L95 164L94 167L96 166L95 169L96 168L97 169L95 170L93 168L94 171L91 169L92 170L91 172L93 174L91 173L92 176H91L90 180L89 181L88 180H83V178L79 174H78V176H79L78 177V176H76V174L75 175H72L70 173L73 177L69 178L68 179V182H67V185H68L67 191L69 190L68 192L66 191L67 194H68L67 196L69 198L68 200H67V197L65 199L67 201V204L65 203L66 201H63L64 199L62 198L63 200L61 199V202L63 201V203H65V206L64 207H63L64 204L61 203L62 205H60V202H59L58 204L62 207V208L59 207L60 209H56L55 206L53 205L54 210H53V207H51V206H48V209L49 210L47 209V206L45 208V211H42L41 210L42 212H44L42 215L40 214V216H43L41 218V220H42V223L44 225V227H43L44 234L45 235L48 234L47 236H49V237L52 236V238L55 240V241L53 240L55 243L52 242L53 243L52 245L58 243V245L60 247L58 245H56L55 247L58 246L60 251L62 249H64L65 251H67L71 255V257L74 259L73 261H75V264H81L82 261H84V258L82 259V256H84V257L86 256V258L88 256H90V259H85V260H88L90 262V264H104L103 259H100L99 260L96 257V254H94L96 251L94 252V249H93L94 246H92L91 243L95 244L93 240H96L97 242H99L101 240V239L99 240L98 238L96 239V237H97L96 230L99 231L98 230L99 229L98 228V225H101L100 224L101 221L104 222L103 224L106 225L105 221L101 217V214L102 215L103 214H107V215L108 214L109 215L111 214L113 217H114L113 214H115V215H117V219H118V222H119V223L117 222L118 225H119V226L117 225L118 226V230L115 229L117 227L113 228L114 226L111 227V228L108 227L109 228L108 231H110V229H112V228L114 229L113 233H115L114 234L115 236H113V233H111L113 229L110 232H108V233L107 232H104L106 234H109V233L112 234V236H113V239L111 238L112 243H111V241L109 242L110 239H109V237H108L109 240L107 239V235L106 234H104V237L106 236L105 237L106 238L105 240L108 242V244L111 243V244H109V246H111V245H113V247L116 246V249L112 247L113 248L112 251H114V252L116 251L115 252L116 257L114 258L116 264H142L140 262V260L138 259V254H142L144 251H145V253H147V251L149 253L148 256H147V254L144 255V264H184V262H183L184 254H183V249H182L181 245H179V244L177 245L176 239L173 238V237H171V236H169L167 234V232L163 228L162 221L159 219L157 212H155L154 208L151 207V205L148 206L147 202L145 201L144 197H142V195L137 194L135 192V189L133 188V186H135V185L133 184L130 176H127V173H126L125 169L122 166H120L119 164L114 163L113 161H110V160L107 159V155L110 152H113V150H112L113 149L112 147H114L113 145H115L117 143V141H119V139H121L122 137H125V136H122V137L118 138L116 140V143L113 144L112 143V140L115 141V139H116V130H113V129L110 130V127H107V126H105ZM157 127L159 128V131H160L161 125H160L159 122H158V126ZM227 127H225V129ZM248 127H249V125H248ZM44 128H45V129H43L44 131H46V130L48 131V129H46V127H44ZM73 128H74V125H73ZM73 128H72V130H73ZM98 128L99 127H96L97 131H98ZM118 128H119V126H118ZM221 128L220 129L218 128L220 132H221ZM249 128L252 129V127H249ZM249 128L247 129V125H246V130H249ZM76 129H77V127H76ZM76 129H75L74 132H76V131L78 132L79 131V130H76ZM260 129L259 130L256 129L255 131H257V132H255L254 130H252V131L250 130V132H255L256 133V135H257L256 136V139H257V137L259 138V137L262 136V133L261 132H264V131H262ZM69 131H70V129H69ZM93 131H95V130L93 129ZM97 131H95V132L98 133ZM222 133H220L221 136H222ZM259 133H261V134L259 135ZM54 134H55V132H54ZM44 135H48V134H45V132H44ZM78 135H79V133H78ZM78 135H73V136L77 138ZM101 135H103V136H101ZM217 135L219 136V134H217ZM69 136H70V134H69ZM104 136H106L107 139ZM263 136H264V134H263ZM76 138H73L72 140H75ZM104 138H105V140H109L110 141V142L106 141L108 143V146L107 147H105V145H107L106 142H105V145L103 144L104 143L103 142L104 141ZM90 141H92V139ZM210 142H212L211 139H210ZM133 143H134V146L132 145V147H135V148H132V150L133 149L136 150L137 143L136 142H133ZM261 143H263V142L261 141ZM60 144L63 146L64 143H60ZM93 144H92V146H94ZM257 144L259 145L258 140H257ZM115 146H117V144ZM221 146H223V144ZM206 148H208V147H206ZM59 150H61V148H59ZM206 151H207V153L209 152L207 149H206ZM134 152H138V151L136 150ZM148 154L150 155L149 157L152 158L153 155L155 154V152L152 151V152H149ZM192 156L193 157H197L198 159L196 161H199V162H196V161L195 162H192V161H190L192 159ZM170 158H173V159H170ZM175 159L180 160V164H178V168H179L178 171H180V170L181 171L179 173H176L178 171H175L174 170V167H175ZM201 160H203V162ZM203 163H204V165H203ZM185 170L187 171V173L185 172ZM189 171H193V173L192 172H189ZM195 171L199 175L196 174V173H194ZM254 172L256 173V170ZM42 173L43 172H41V174ZM255 173L254 174H249L248 175L249 177L247 176V178H248V181H247L248 185H253L254 184L253 187L254 186H257L256 185L257 183L258 184L260 183V180H257V179H259L258 173H256V175H255ZM194 174L196 176H194ZM67 175L68 174H66V176ZM171 175H173V176H171ZM43 176H44V173H43ZM64 176L65 175H63L62 177H64ZM74 176H76V177H74ZM68 177H70V176L68 175ZM181 177L183 179H182V181L181 180L179 181V178H181ZM209 177H210V174H208V178ZM65 178L67 180V177H65ZM65 178H63L64 181H65ZM165 178H166V180H165V182H166L167 181V177H165ZM63 179L61 178V181L60 180L59 181L61 183H65V182L62 181ZM204 179H203V181H204ZM170 180L168 181V184H169ZM195 180H198V179H194V181ZM209 182H211V181L209 180ZM43 183H45V182H43ZM184 183H182V184H184ZM40 184H42V182ZM174 184L175 183H173L172 185H174ZM182 184H180V185H182ZM63 185L65 186L66 183L63 184ZM192 185L190 183V186H192ZM201 185H202V183H201ZM176 186H177V184H176ZM184 186H185V184H184ZM184 186L182 185L181 187H184ZM186 186L188 187V185H186ZM194 186H195V182H194ZM260 186L261 185L259 184L258 185V188ZM65 187L67 188V186H65ZM65 187H63L64 190H65ZM192 188H194V187H192ZM261 189L264 191V188L263 187H261ZM44 191L45 190H43L42 192H44ZM256 191L258 192V189ZM261 191L259 190V192H261ZM263 191H262V193H263ZM46 193H44V194H46ZM262 193H260V194H262ZM262 196L264 197V193H263ZM53 204H55V202ZM41 206H43V205H41ZM37 207L38 206L36 205V208ZM43 207H45V206H43ZM6 209H8V207ZM11 209L12 208H9L10 211H12ZM9 210L8 211L6 210L7 213L9 212L8 213V214H10L9 216L17 217L16 215L15 216L12 215L13 213L11 214ZM32 211H33V209H32ZM39 213H41V212H39ZM1 214L3 215V213H1ZM34 214H38V213H35L34 212ZM78 216L80 217L81 220L83 218H86L87 217L85 219V221L88 220L87 221V227H86V229L87 228H91L92 229L93 227H91V226H93V224L99 223V224H97L95 226V227L98 228V229L95 228L96 230L94 231L95 236H96L95 239H93L94 238V233H92L93 230H94V228H93L92 232L90 231V229H88L90 231V233L93 235V237H91V238H87V236H89V234H90L89 231H87L89 234L87 232H85V234L86 233L88 234V235L87 234L85 235L84 232L81 233V229L80 228H79V230L77 229L79 231V233H75V229L77 227H80V225H81L82 222H83V224H85L84 221L80 222L81 220L79 219ZM103 217L104 218L105 217L107 218V216H105V215H103ZM69 218H70V221H69ZM76 219H78V221ZM111 221H112V219H111ZM123 221H125V222L123 223ZM111 223H113V222H111ZM85 226L83 228L84 230L82 229L83 231L86 230L85 229ZM101 226H103V225H101ZM108 226H112V225H108ZM103 228L104 229H108L106 227H103ZM102 231H104V230H102V228H101L100 229V232H101L100 233V236L103 234ZM116 232H117V234H116ZM258 232L259 231H256V234ZM257 235L255 236L256 238L254 240L255 247L251 246V244H248L247 243V240L240 241L238 239L239 241H237L238 242L237 244H236V242H235L234 245L231 244L233 241L230 243V246H228L227 249L230 248L229 250H231V251H228L226 253L228 255L234 256V257L236 255H238V254H241L240 255L241 258H239V259H242L241 260L242 262H238L240 264L241 263L242 264H264V261H263V258L264 257L263 258L261 257L262 255H264V240H257L259 238L258 236H261V235H258V236ZM43 236L44 235H42V237ZM45 237L46 236H44L43 238H45ZM49 237H47V238H49ZM102 237H103V235H102ZM52 238H50V239H52ZM86 238L89 240V243H90L91 246H89V245L87 246V243H88L87 241L88 240L86 241ZM230 238H232V237H230ZM17 239L20 240L19 238H17ZM50 239H49V241H50ZM90 239H92L93 242H90ZM9 240H11V239H9ZM32 241H33V239H32ZM104 242L102 241V243H104ZM10 243H11V241L8 244H10ZM41 243L43 245L42 240H41ZM50 243H51V241H50ZM102 243L99 242L98 244L100 245ZM3 244H5V243H3ZM98 244H95L96 248H97ZM105 244H107V243H105ZM23 245L24 244H21V243L19 244V242L16 245L14 244V242H13L12 245L10 244L9 246H12V248H10L11 251H12L11 252L12 254L7 257V254H9L10 251H9V253L6 252L7 250L4 251L5 253H7L6 254V258H9V259H5V261H4L3 258L2 259L0 258L1 261H4V262H2L0 264H35V263L36 264L37 263L42 264L43 263V262L41 263V261H43L42 259H41V261L39 260L40 262L39 261H36L35 262L34 261V260H36L35 257L33 259L32 252L29 251L30 250L29 248H31V247H28V249H29L28 250L27 249V246L28 245L26 247L23 246ZM33 245H34V241H33L32 246ZM37 245H39V243L36 244V247H37ZM5 246L6 245H4V248L3 249L1 248V249L2 250L6 249ZM8 247H7V249H8ZM53 247L54 246H51V248H52V249L50 248L51 251L56 250ZM100 247L101 246H99L98 249ZM60 248H62V249H60ZM105 249H106V247H105ZM137 249H139L140 252L136 251ZM104 250H103V252L106 253V251H104ZM0 253H1L0 255L2 257L5 255V254L2 255L1 250H0ZM96 253L98 255V252H96ZM100 253L101 252H99V256H100ZM107 253H108V251H107ZM112 254H114V253H112ZM104 255L105 254H102V256H104ZM142 256H143V254H142ZM239 259H238V261H239ZM73 261L72 262L70 261L71 264L73 263ZM88 261H86V263ZM70 262H68V263H70ZM89 262L87 264H89ZM86 263L83 262L82 264H86Z\"/></svg>",
    "mask_w": 264,
    "mask_h": 264
},
{
    "label": "crops",
    "instance_id": "crops-1",
    "mask_svg": "<svg viewBox=\"0 0 264 264\" xmlns=\"http://www.w3.org/2000/svg\"><path fill=\"white\" fill-rule=\"evenodd\" d=\"M262 45H264V42L262 41ZM263 49H264V47H263ZM259 71H258V74L257 75H255V77H253V78H251L250 80H248L247 82H246V84H244V89H245V92L248 94V96L252 99V101L254 102V104H255V106H256V109L260 112V113H262L263 114V116H264V61H262V62H260L259 63ZM257 158H256V165H258V161H260V160H258L259 158H258V156H256ZM261 168L263 169V171H264V160L262 161V163H261ZM16 188L17 187H15V190H11L10 192L11 193H16V192H18L19 190H16ZM20 192V191H19ZM2 201H1V199H0V211H1V209H2ZM2 212H0V231L2 232V230H5L6 232H9V233H11V231H14V233H15V236H18V234H20V236L18 237L20 240H24V239H31V241H32V239H33V241H34V247L31 245V252H32V256H33V259H34V257H35V259L36 260H34L35 262L36 261H41V259L43 260V261H41V263L42 264H71V262L74 260L72 257H71V255L67 252V251H65L64 249H62V248H60V249H62L61 251L59 250V245H58V243L57 244H54V245H52L53 243H55L54 241V239L52 238V236H47L48 234H44V231H43V223L41 222V221H39L38 219H36L35 217H31V219H30V221L28 222L27 221V217H25V216H23V213H21L20 215H16L17 217H13V216H10V217H7V216H5V215H2L1 214ZM77 215V214H76ZM103 215H105V216H107V218L105 217H103ZM101 214V217L103 218V220L105 221V223H106V225L105 224H103L104 222H102L101 221V225H103V226H101V225H98V228L97 227H95L97 224H99V223H95V224H93V226H91V227H93L94 228V230H93V228L91 229V228H87L86 229V227H87V221L88 220H86L85 221V219L87 218H83L82 220L80 219V217H79V219L81 220H79L80 222H82V221H84L85 222V224H83V222L81 223V225H80V227H77L76 229H75V233H79V228L81 229V233H83L84 232V234H85V232H87V231H89L88 229H90V231L92 232V230H93V232L92 233H94V231L96 230V229H98L99 231H97L96 230V234H97V237L95 236V233H94V238L93 239H95V237H96V239L98 238L99 240L101 239L104 243H102V241L100 240H98L99 242H101L102 244H98L99 242H97L96 240H93L94 241V243L95 244H98V246H97V248H96V246H95V244H93V243H91V245L92 246H94L93 247V249H94V252L96 251V252H98V255H97V253L95 252L94 254H96V257L100 260V259H103V262H104V264H116V262H115V257H116V255H115V252L114 251H112V249L113 248H115L116 249V246H114L113 247V245H111V246H109V244H111L112 243V240H111V238L113 239V236H115L114 234L115 233H113V231H114V229L113 228H115V227H117V228H115L116 230H118V219H117V215H115V214H113L114 215V217L111 215H107V214ZM13 217V218H12ZM75 217V216H74ZM77 217V216H76ZM112 219V221H111V219ZM107 219V220H106ZM72 220V219H71ZM77 221H78V219H76ZM75 220V221H76ZM109 220V221H108ZM117 220V221H116ZM69 221H70V218H69ZM74 221V220H73ZM12 222H14V223H12ZM90 222V221H89ZM109 224H108V223ZM111 222H113V223H111ZM118 222V223H117ZM125 221H123V223H124ZM12 224H14L13 226H12ZM78 224V223H77ZM86 225V226H85ZM108 225H112V226H108ZM118 225V226H117ZM84 226H85V231H83L84 229ZM114 226V227H113ZM103 227H106V228H108V227H113L112 229H110V231L112 230V232L111 233H113V236H112V234H106V233H104V232H110V231H108L109 230V228L108 229H104ZM96 228V229H95ZM102 228V230H104V231H102V235H103V237H102V235L100 236V229ZM78 229V230H77ZM83 229V230H82ZM78 231V232H77ZM90 231H89V233H90ZM88 233V232H87ZM86 233V234H87ZM88 233V234H89ZM85 234V235H86ZM87 234V235H88ZM104 234H106L107 235V239H108V237H109V242L111 241V243H109L108 244V242L105 240L106 238V236L104 237ZM116 234H117V232H116ZM0 235L2 236V235H4V234H1L0 233ZM42 235H44V236H46L45 238H43L42 237ZM99 235V236H98ZM23 236V237H22ZM47 237H49V238H47ZM91 237H93V235L90 233L89 234V236H87V238H91ZM100 237V238H99ZM46 241H44L43 239ZM50 238H52V239H50ZM86 238V241L88 240ZM12 239V241L14 242V240H13V238H11ZM17 242L15 243V245L18 243V239L15 237L14 238ZM49 239H50V241H51V243H50V241H49ZM41 240H42V242H43V245H42V243H41ZM54 240V241H53ZM92 241V239H90V242H93ZM53 242V243H52ZM88 243H89V240L87 241ZM39 243V245L41 246H39V245H37V247H36V244H38ZM87 243V246L89 245V246H91L90 245V243L88 244ZM105 243H107V244H105ZM33 244V243H32ZM56 245H58L57 247H55ZM103 245V246H102ZM107 245V246H106ZM50 246V247H49ZM51 246H54L53 248L54 249H56V250H54V251H51L50 250V248H51ZM99 246H101L99 249H98V247ZM105 247H106V249H105ZM113 247V248H112ZM12 248V247H11ZM40 248V249H39ZM52 249V248H51ZM105 249V250H104ZM111 251H110V250ZM34 250V251H33ZM37 250V251H36ZM59 250V251H58ZM103 250L104 251H106V253H107V251H108V253L106 254L105 252H103ZM10 251V253L9 254H7V257L9 256V255H11L12 253V251H11V249L9 250ZM135 251V250H134ZM133 251V252H134ZM136 251H138V252H140V250L139 249H137ZM38 252V253H37ZM99 252H101L100 253V256H99ZM103 252V253H102ZM59 253V254H58ZM112 253H114V254H112ZM6 254H5V256H6ZM86 254V253H85ZM102 254H105L104 256H102ZM142 254H143V256H142ZM142 254H138V259L140 260V262L142 263V264H144V255L145 254H147V256H148V251H147V253H145V251L142 253ZM43 255V256H42ZM63 257H62V256ZM108 255V256H107ZM88 256V255H87ZM110 256V257H109ZM114 256V257H113ZM135 256V255H134ZM89 257V258H88ZM87 258H86V256L84 257V256H82V259L84 258V261H82V263L84 262V263H86V261H88V260H85V259H90V256H88ZM108 257V258H107ZM65 258V259H64ZM96 258V259H97ZM106 260V261H105ZM111 260V261H110ZM39 261V262H40ZM71 261V262H70ZM68 262H70V263H68ZM89 262V261H88ZM87 262V263H88ZM73 263L75 264V261H73ZM72 263V264H73ZM81 263V264H82ZM86 263V264H87ZM36 264V263H35ZM37 264H39V263H37ZM89 264H90V262H89Z\"/></svg>",
    "mask_w": 264,
    "mask_h": 264
}]
</instances>
